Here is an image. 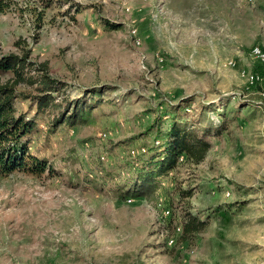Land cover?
Instances as JSON below:
<instances>
[{
  "label": "rangeland",
  "instance_id": "obj_1",
  "mask_svg": "<svg viewBox=\"0 0 264 264\" xmlns=\"http://www.w3.org/2000/svg\"><path fill=\"white\" fill-rule=\"evenodd\" d=\"M8 1L0 56L48 61L57 100L90 116L50 133L39 114L29 150L54 171L0 173V264H249L264 237V0ZM175 121L212 142L206 158L121 198ZM190 212L206 224L183 240Z\"/></svg>",
  "mask_w": 264,
  "mask_h": 264
},
{
  "label": "trees",
  "instance_id": "obj_2",
  "mask_svg": "<svg viewBox=\"0 0 264 264\" xmlns=\"http://www.w3.org/2000/svg\"><path fill=\"white\" fill-rule=\"evenodd\" d=\"M9 7L8 0H0V13L6 12ZM30 53V50L24 49L22 54L11 53L0 56V173L2 175H9L16 170L36 175H42L47 169L54 171L47 159L29 150L31 136L41 130L38 122L39 114L47 117L46 126L50 133L56 132L63 123L73 126L79 122H86L90 116V113L85 111V101L69 98L65 102L57 100L55 92L61 90L64 84L51 75L48 61L34 62L30 59ZM6 74L11 75L4 80L3 76ZM20 85L35 86V92L21 90ZM22 98L29 99L36 105L35 116H29V112L18 109L16 101ZM164 136L162 149L155 152L149 149L131 161L133 171L136 170V173L119 187L121 198H139L155 193L159 186V178L174 169L180 157L183 156L184 161L198 164L206 158L212 148L211 141L189 130L179 121H175L164 132ZM205 224L206 221L198 215L187 213L181 238L193 239Z\"/></svg>",
  "mask_w": 264,
  "mask_h": 264
},
{
  "label": "crops",
  "instance_id": "obj_3",
  "mask_svg": "<svg viewBox=\"0 0 264 264\" xmlns=\"http://www.w3.org/2000/svg\"><path fill=\"white\" fill-rule=\"evenodd\" d=\"M226 190L227 189H225V191ZM227 191H229L231 194L230 190ZM212 236L215 237V234H213ZM253 245L257 250L255 251L256 253H254L253 255L254 257L250 256L251 258L249 264H264V237L260 236L259 240L253 241Z\"/></svg>",
  "mask_w": 264,
  "mask_h": 264
},
{
  "label": "bare ground",
  "instance_id": "obj_4",
  "mask_svg": "<svg viewBox=\"0 0 264 264\" xmlns=\"http://www.w3.org/2000/svg\"><path fill=\"white\" fill-rule=\"evenodd\" d=\"M252 57H255L259 59L260 61L264 62V51L260 49L259 47H256L251 52ZM232 64H235L234 62H231ZM260 77L258 75H254L251 77L252 82H255Z\"/></svg>",
  "mask_w": 264,
  "mask_h": 264
}]
</instances>
